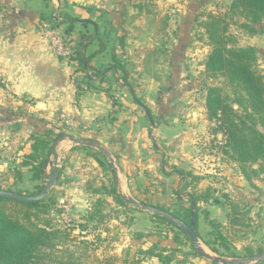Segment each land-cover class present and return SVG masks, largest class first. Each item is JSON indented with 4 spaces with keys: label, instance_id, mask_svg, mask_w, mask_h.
Here are the masks:
<instances>
[{
    "label": "crops",
    "instance_id": "crops-1",
    "mask_svg": "<svg viewBox=\"0 0 264 264\" xmlns=\"http://www.w3.org/2000/svg\"><path fill=\"white\" fill-rule=\"evenodd\" d=\"M231 2L0 0V184L28 183L32 172L21 162L31 152L30 137L49 139L63 128L54 147L60 175L52 189L61 191L64 207L87 204L85 184L101 171V181L113 179L125 196L154 188L152 183L180 188V177L166 166L184 169L195 155L186 135L207 128L204 98L192 101L205 59L189 53L202 44L194 36L197 18L221 13ZM68 18L75 20L70 32ZM58 36L74 55L85 44V70L57 52ZM67 134L105 148L121 167L117 181L111 168L88 154L96 148L75 144ZM160 142L166 146L161 156ZM14 167L27 181H15ZM51 170L48 163L46 176Z\"/></svg>",
    "mask_w": 264,
    "mask_h": 264
},
{
    "label": "rangeland",
    "instance_id": "rangeland-1",
    "mask_svg": "<svg viewBox=\"0 0 264 264\" xmlns=\"http://www.w3.org/2000/svg\"><path fill=\"white\" fill-rule=\"evenodd\" d=\"M224 12L225 10L223 9L220 14ZM241 20L240 18L237 24L229 21V32L236 37L239 46L255 48L257 55L256 65L264 75V51L258 49L260 46H264V24L261 27H257L255 24V31L246 32L238 26ZM196 28L197 25L195 26ZM199 41L202 44H194L189 49V53H198L203 58V54L206 56L209 47L205 41ZM63 43L67 49L70 48L69 44ZM254 45H257L258 48ZM71 50L73 52V48ZM71 56L73 58L75 55L72 54ZM72 58H70L71 60L69 59L70 61L67 64L75 66V59ZM195 65H197L196 62ZM160 71L166 74V67H162ZM194 78L198 80L196 85H198L200 92L198 91L197 96L192 101L200 102L204 98V109L206 89L209 85H221L224 88L223 92L232 96L231 88L228 84L226 85L221 77L207 72L205 67ZM233 107L237 112L241 113V109L236 104L233 103ZM209 124L210 122L207 121L205 133H200L196 130L194 131L195 133L186 135L191 140L188 143L195 146L193 153L195 155L189 158V162L184 169L174 164H167L166 166L168 171H172L171 174L174 172L180 177V179L175 181L178 184L180 183V188L177 185L171 189H163L158 182L157 186H155L156 183L150 185L154 186V188H147L142 193L137 192L136 195L131 194L130 196L137 201L167 210L183 220L188 219L191 199L193 200L195 196L197 199L196 205L194 203V211L196 210L197 213L195 219L196 229L200 243L205 250L214 255L226 257L249 256L247 254L249 249L253 250L254 254H257L264 251V172L258 177L245 178L237 164L221 153L220 146L223 143V137L220 134L209 132ZM257 128L260 132H263L260 126H257ZM63 131L65 130L62 128L56 133ZM50 138H53V135ZM159 151V156L162 155L163 151L166 152V146L162 142L159 144ZM88 154L96 158L100 157L104 166L108 169L111 168L108 159L98 150L89 149ZM52 157L49 156V162ZM159 167L158 170H161V166ZM117 168L118 170L121 169L118 164ZM21 173L24 177L23 171ZM100 174L96 173L89 180L92 186L105 184V182L101 181V178L104 179L105 175L102 171ZM151 174H148L149 180H152L153 175ZM156 175H162L163 178L167 176V174L160 172H157ZM100 176L102 177L100 178ZM241 179H244L243 185H241ZM24 180L27 181L25 177ZM161 180L165 181V179ZM112 182L113 179L107 186H112ZM0 186L3 185L0 184ZM33 186L32 182H26L19 187H14L13 184H5L3 187L13 191H18L24 187L26 192H30L33 190ZM114 188L116 189V184H114ZM56 192L59 195L58 205L63 206V211L59 214L53 213L54 223L59 228L68 230L75 239H70L71 241L64 243L62 245L63 248L60 250L59 248L52 250V254L41 264H59L57 255H62L64 249L72 251L71 254L74 256V258L68 259L63 256L65 259L61 260L65 264H69L68 262H74V264H214L199 256L192 247L189 238L179 232L174 226L154 217V214L125 203L121 197L123 204L111 195H103V200L105 201V206L102 210L104 214L103 222L98 225L97 229H93L94 223H88L86 230L81 231L79 225L85 224L82 218L86 215L93 196L87 194L89 199L86 202L87 204L67 205V207H64V203L59 199L62 196L61 191ZM228 199L239 202L242 207L249 210L250 220L244 228L246 234L244 239L237 236L242 233L236 234V231L225 229H221V232L222 230L225 231L222 232L221 239H217L213 235V231L220 232V229L211 226V219L223 226H229ZM97 238L99 239L97 240ZM83 241L91 244L85 245L82 243ZM146 249L161 254L166 260L159 261L155 256L139 252Z\"/></svg>",
    "mask_w": 264,
    "mask_h": 264
},
{
    "label": "trees",
    "instance_id": "trees-1",
    "mask_svg": "<svg viewBox=\"0 0 264 264\" xmlns=\"http://www.w3.org/2000/svg\"><path fill=\"white\" fill-rule=\"evenodd\" d=\"M240 18L242 21L238 26L241 29L246 32L255 31L254 25L264 21V0H232L222 14L209 11L200 14L197 18L194 36L197 40L205 41L209 47L203 62L205 70L214 76L221 77L231 88L233 96L224 93V88L221 85L207 87L205 109L206 119L210 122L208 131L222 135L221 153L235 162L243 176L249 179L258 177L264 172V75L256 65L255 48L239 46L236 37L229 32V21L237 24ZM68 21L69 26L66 31L70 32L73 28L72 21L75 20L68 18ZM81 22L85 24L87 21L82 20ZM84 47L85 44H81L76 55L72 58L83 70L87 65L86 59L82 57ZM233 103L241 109V113L234 109ZM257 126H260L263 132H260ZM64 136L65 133L59 132L49 139H41L38 136L30 137L31 152L23 157L21 167H29L31 170L29 182L34 184L33 190L26 192V188L23 187L18 191L14 190V192L34 195L41 190L47 177L45 167L49 163V156L54 154L53 145ZM96 160L100 165L102 164L98 158ZM12 175L15 181H23L20 169L13 168ZM58 175H60V170H58ZM112 183V186H107L104 183L92 186L91 182L87 181L85 190L93 198L86 215L82 218L85 224L79 225L81 231L86 230L88 223H94L92 227L97 229L98 225L103 222L102 210L105 206L103 195H111L123 204L115 191L114 182ZM0 189L13 191L5 189L3 186H0ZM58 196L53 189L43 199L32 202L0 196V264H41L52 254V250L58 248L60 250L64 243L75 239L68 230L59 228L54 223L53 213L59 214L63 211V206L58 205ZM193 201L196 205L195 196ZM228 201L229 226H223L211 219V226L220 229V232L213 231V235L215 238L221 239L224 231L221 232V229H225L236 231V234L242 233L237 236L244 239L246 235L244 228L250 220L249 210L242 207L237 201L229 199ZM190 208L191 205L189 211ZM154 217L165 221L183 233L181 229L164 218L156 215ZM194 217L195 219L197 217L196 210ZM183 221L189 223V215L188 219ZM82 243L91 244L86 241ZM148 249L139 252L155 256L159 261L166 260L161 254ZM63 252L62 255H57L59 264H65L61 260L65 259L63 256L66 259L74 258L71 254L72 251L64 249ZM247 252L249 256L254 254L251 249ZM68 263L74 264V262Z\"/></svg>",
    "mask_w": 264,
    "mask_h": 264
},
{
    "label": "water",
    "instance_id": "water-1",
    "mask_svg": "<svg viewBox=\"0 0 264 264\" xmlns=\"http://www.w3.org/2000/svg\"><path fill=\"white\" fill-rule=\"evenodd\" d=\"M146 113L150 117L149 111L147 109H146ZM66 137L69 138L75 144L92 146L96 148L100 153H102L108 159L110 167L115 174V178H116L115 181H117L118 173H119L117 164L114 158L105 148H103L102 146L86 138H81V137L69 135V134H67ZM55 145H56V142L54 143L53 147H55ZM57 160H58V156L54 151L53 157L49 162V164L52 166V170L49 174H47L46 180L43 183L41 190L37 194L23 195V194L16 193L14 191L0 189V196L19 200V201H24V202L39 201L43 199L48 194V192L53 188L58 178ZM115 191L125 203L130 204L131 206L136 207L142 211H146L156 216L162 217L168 222L177 226L189 238L191 245L196 251V253L199 256L209 260L210 262L214 264H262L264 263V251L251 255V256H246V257H226V256H221V255H214L208 252L207 250H205V248L200 243L199 236L195 229L194 201L192 199H191V208H190V214H189L190 221L189 223H186L181 218L173 215L169 211H166L162 208L156 207L151 204H146L144 202L137 201L135 198L131 197L130 195L125 196V195L119 194L117 187Z\"/></svg>",
    "mask_w": 264,
    "mask_h": 264
},
{
    "label": "built area",
    "instance_id": "built-area-1",
    "mask_svg": "<svg viewBox=\"0 0 264 264\" xmlns=\"http://www.w3.org/2000/svg\"><path fill=\"white\" fill-rule=\"evenodd\" d=\"M53 45L55 46V48L57 49V52L62 55L63 58H65L66 62H69L71 59V55L73 54V52H71V48H66V46L64 45V43L62 42V40L58 37H55L53 40ZM70 49V50H69ZM70 59V60H69ZM1 80V77H0Z\"/></svg>",
    "mask_w": 264,
    "mask_h": 264
}]
</instances>
